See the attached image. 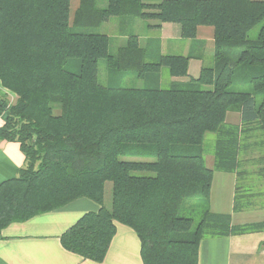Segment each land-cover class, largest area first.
<instances>
[{
    "label": "trees",
    "instance_id": "16d2710c",
    "mask_svg": "<svg viewBox=\"0 0 264 264\" xmlns=\"http://www.w3.org/2000/svg\"><path fill=\"white\" fill-rule=\"evenodd\" d=\"M127 16L150 28L179 24L185 39L212 27L213 65L192 76L191 56L151 59L134 33L112 54L109 35L98 29ZM72 59L80 61L76 72L66 68ZM101 59L122 76L138 72L147 85L121 87L112 70L108 85L101 83ZM166 68L167 89L160 87ZM237 73L251 92L230 89ZM0 81L16 97L0 96V139L25 154L18 175L0 183V238L9 224L82 197L99 209L60 239L96 262L106 258L117 223L137 233L143 264H199L204 238L264 231V220L234 224L210 209L215 172L244 173L231 112L264 133V0H107L105 7L80 0L73 15L71 0H0ZM209 132L216 134L213 166L203 148ZM187 199L202 208L196 223L180 215Z\"/></svg>",
    "mask_w": 264,
    "mask_h": 264
},
{
    "label": "crops",
    "instance_id": "0c3cea01",
    "mask_svg": "<svg viewBox=\"0 0 264 264\" xmlns=\"http://www.w3.org/2000/svg\"><path fill=\"white\" fill-rule=\"evenodd\" d=\"M142 28L150 33L148 38L140 31L129 34L139 35L151 59L157 60L161 54H181L191 56V62L199 61L201 68L213 65L215 46L211 27H201L195 39L183 38L180 25L176 23H164L160 28ZM146 39L153 44L145 42ZM0 96L12 97V101L15 98L1 81ZM5 118L6 113L0 114V126ZM206 159L208 165L213 166L214 156H206ZM24 164L25 154L20 145L0 139V183L17 176ZM245 164L248 166L250 161ZM246 170L243 168L244 173ZM241 177L236 173L215 172L210 209L214 213L230 214L234 224L264 220V206L251 208L240 204L236 209V200L242 190ZM98 209L94 201L82 197L63 208L9 224L0 238V264H143L137 233L122 223H117L116 235L102 262L84 259L62 245L61 235L84 213ZM199 264H264V231L204 238L200 243Z\"/></svg>",
    "mask_w": 264,
    "mask_h": 264
},
{
    "label": "rangeland",
    "instance_id": "374dc122",
    "mask_svg": "<svg viewBox=\"0 0 264 264\" xmlns=\"http://www.w3.org/2000/svg\"><path fill=\"white\" fill-rule=\"evenodd\" d=\"M80 0H71V10L72 15L79 7ZM99 4L101 7H105L107 5V0H99ZM148 26V21L142 19L141 17H112L108 22L104 23L98 31L101 33H105L110 37V52L112 54H117L119 48L123 45L126 40V37L129 36L130 32L140 31L143 33L145 38L150 36V33L142 27ZM202 27H210V26H202ZM181 28V27H180ZM201 28V27H200ZM212 28V27H211ZM261 28V24L257 25L251 31V37L254 39L257 37L259 30ZM213 29V28H212ZM82 31H93L91 29H82ZM142 31V32H141ZM183 37V36H182ZM145 42H149L150 45L153 44L152 41L145 40ZM77 63H80L78 59H72L67 64L66 68L71 71H78ZM99 80L101 83L108 85L110 77L108 67V62L105 59H101L99 62ZM201 69V63L196 60H192L191 66L189 69V74L192 76H199ZM121 72H114L112 70L113 75H117L118 84L121 87H143L147 85L143 79L138 77V72L130 70L127 73H124L125 76L120 74ZM123 74V75H124ZM163 81L160 84L161 88H170L169 82H171V75L169 71L165 70L162 73ZM243 75L237 73L234 77V83L231 85L230 89L232 91H243V92H251L252 86L249 83H245L243 81ZM184 79L189 80V76L184 77ZM183 79V80H184ZM182 80V79H180ZM155 85V84H151ZM210 87L202 85L200 89H208ZM16 98V97H15ZM12 97L8 98L9 103H13ZM10 99V100H9ZM258 99L261 100V96H258ZM228 122L233 125L239 126L240 129V137H242V151H241V159L243 163L250 161V164L247 166L244 164L245 173H242V177L240 179V185L242 190L238 194V199L242 207H258L264 206V133L257 128L255 125L252 126H244L239 119V114L237 112H231ZM251 127V128H250ZM216 134L213 132H209L206 134L205 141L203 144V148L207 153V157L212 155L214 156V145H215ZM110 187L111 184L108 183L107 193L110 195ZM109 200V199H108ZM109 204V203H108ZM202 213V208L199 206L198 199H187L184 203V206L180 210L181 216H188L195 219V223L199 221Z\"/></svg>",
    "mask_w": 264,
    "mask_h": 264
}]
</instances>
